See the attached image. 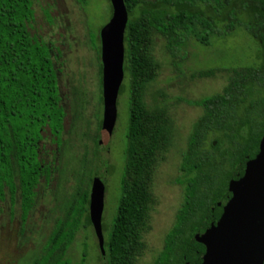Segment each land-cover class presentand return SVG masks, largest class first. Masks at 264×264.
<instances>
[{"label":"trees","instance_id":"1","mask_svg":"<svg viewBox=\"0 0 264 264\" xmlns=\"http://www.w3.org/2000/svg\"><path fill=\"white\" fill-rule=\"evenodd\" d=\"M75 1L85 7L89 0ZM124 2L129 14L124 38V79L129 82L126 164L117 214L104 244L106 264H136L146 252L144 236L155 204L153 182L172 145L168 109L145 102L160 68L153 55L154 36L164 37L168 52L178 57L192 39L208 47L237 27L258 39L259 19L264 17V1L256 0ZM34 18V0H0V200H5L6 189L13 205L19 196L22 226L36 203L41 179L49 183L54 170L49 155L42 154L44 134L48 131L60 148L66 116L52 47L30 31ZM262 49L264 53V44ZM258 60L234 70L222 93L189 102L203 113L182 153L176 180L183 187L182 205L153 264H212L201 243L210 231L209 222L219 213L221 201L232 196L247 164L264 157L262 54ZM209 76L212 71L200 73L201 78ZM124 92L121 86L119 96ZM92 182L79 193L65 219L57 222L32 264H72L68 249L81 229L91 228Z\"/></svg>","mask_w":264,"mask_h":264},{"label":"rangeland","instance_id":"2","mask_svg":"<svg viewBox=\"0 0 264 264\" xmlns=\"http://www.w3.org/2000/svg\"><path fill=\"white\" fill-rule=\"evenodd\" d=\"M34 12L30 31L52 47L66 116L60 148L51 141L48 131L44 134L42 154L49 155V159L44 157L54 162V170L49 183L41 179L26 225L21 224L19 196L13 205L6 189L5 200H0V264H32L37 260L57 222L65 219L79 193L91 187L103 120L100 32L111 19L110 0H89L85 7L75 0H34ZM261 54L260 44L242 27L225 39H213L208 47L192 39L178 57L168 52L164 37L154 36L153 55L160 68L155 82L148 86L145 102L149 107L168 109L173 138L154 178L155 204L144 236L147 250L136 264L154 263L182 205L183 187L176 184L182 153L194 123L203 113L202 108L189 102L222 93L232 72L258 64ZM208 71L212 76L200 77L201 72ZM122 86L125 92L117 101L104 195L105 242L117 214L126 164L127 77ZM254 177L245 171L235 185L232 202L224 206L222 216L213 221L211 231L201 240L215 258H220V264H263L264 176ZM100 251L94 228L81 229L66 257L72 264H102Z\"/></svg>","mask_w":264,"mask_h":264},{"label":"water","instance_id":"3","mask_svg":"<svg viewBox=\"0 0 264 264\" xmlns=\"http://www.w3.org/2000/svg\"><path fill=\"white\" fill-rule=\"evenodd\" d=\"M112 16L100 32L103 65V120L98 139L96 167L92 182L89 213L98 239L102 264H106L102 215L110 163V143L117 120V101L124 81L125 32L129 14L124 0H110ZM218 260H216L217 262Z\"/></svg>","mask_w":264,"mask_h":264},{"label":"flooded vegetation","instance_id":"4","mask_svg":"<svg viewBox=\"0 0 264 264\" xmlns=\"http://www.w3.org/2000/svg\"><path fill=\"white\" fill-rule=\"evenodd\" d=\"M256 1L258 3H260V4H263L260 1H264V0H256ZM259 21H261V24L258 25L261 28L260 29L261 36L258 37V39H255V40L260 44V48L262 49V44H264V17H260ZM262 57H264L263 49H262ZM245 171H249L250 174L255 175L254 178H259V177L264 176V157L263 156H258L255 160L250 161L247 164V166L243 169L241 178L243 177ZM237 183H238V181L235 182V185ZM234 189H235V186H234ZM234 189H233V191H234ZM233 191H232V196H226L221 201V203L219 204V213L217 215H214L212 217V219L210 220V222H209L210 223V226H211L210 231L212 229V223H213V221H215L217 218H220L222 216V214H223L222 212H223L224 206L226 204H228L229 202H232L231 200L233 199V195H234V192ZM230 211H233V210H228L227 212H230ZM90 222H91V219H90ZM91 228L93 229L92 222H91ZM206 248H208V247H206ZM208 250H209V248H208ZM208 255H209V257L212 260V264H214L216 262V260H218V258H215V255L211 254L209 251H208ZM201 264H204V263L202 262Z\"/></svg>","mask_w":264,"mask_h":264},{"label":"crops","instance_id":"5","mask_svg":"<svg viewBox=\"0 0 264 264\" xmlns=\"http://www.w3.org/2000/svg\"><path fill=\"white\" fill-rule=\"evenodd\" d=\"M258 255H259V256H261V254H260V253H259ZM260 260H261V262L263 261L262 257H260ZM214 264H220V258H218V261H217V262H215Z\"/></svg>","mask_w":264,"mask_h":264}]
</instances>
